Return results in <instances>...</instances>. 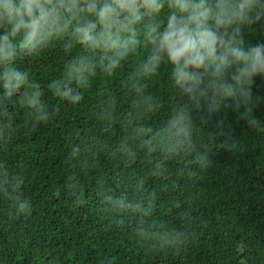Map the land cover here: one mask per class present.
<instances>
[{
    "label": "trees",
    "instance_id": "16d2710c",
    "mask_svg": "<svg viewBox=\"0 0 264 264\" xmlns=\"http://www.w3.org/2000/svg\"><path fill=\"white\" fill-rule=\"evenodd\" d=\"M143 30V24L137 25L141 40ZM242 36L245 46L264 44V27L245 29ZM72 39L54 34L36 56L17 49L23 59L14 63L46 89L66 63L85 54L81 45L72 46ZM95 55L98 59L99 52ZM146 55L147 49L139 56L129 53L114 77L95 79L81 105L61 104L59 115L35 130L16 103L23 87L5 102L14 134L10 143L0 144V162L10 179L23 183L16 191L0 185V264H264V73L238 86L232 79L238 75L236 65L225 68L222 79L236 92L225 98L209 87L216 80L209 68L200 85L206 96L192 100L170 87L168 69L162 68L145 81L144 95L162 104L152 113L129 80ZM196 71L204 73L203 68ZM3 91L0 87V96ZM112 97L115 122L105 132L107 120L100 111L107 112ZM44 100L49 112L58 103L47 90ZM181 108L187 110L188 139L178 153H170L167 141L157 137L165 147L149 154L151 146H140L143 140L167 127ZM134 125L151 126L153 133L141 137ZM125 139L136 149L131 166L108 158ZM75 144L80 154L72 157ZM17 196L27 202V211L17 212ZM121 196L133 205L142 202L146 212L118 211L106 199ZM185 237L193 243L179 252L167 244Z\"/></svg>",
    "mask_w": 264,
    "mask_h": 264
},
{
    "label": "clouds",
    "instance_id": "9594fccd",
    "mask_svg": "<svg viewBox=\"0 0 264 264\" xmlns=\"http://www.w3.org/2000/svg\"><path fill=\"white\" fill-rule=\"evenodd\" d=\"M90 17H95V21ZM146 17L148 22L145 24ZM142 24L143 40L139 39L137 31V25ZM98 25L99 32L96 31ZM257 27H264V0H111L110 3H103L102 0H0V29H3L0 35V80L3 83L0 87L4 90L0 96V144L7 145L12 141V113L7 111L5 102L21 87L23 93L17 97L16 103L26 110L35 130L59 115L61 104L81 105L85 92L98 76L114 77L129 53L139 56L142 49H147V55L129 80L131 88L143 98V107L147 112L154 113L162 108L156 97L144 95L148 87L145 81L156 77L162 68L168 69L170 87L188 94L192 100L206 96L200 88L202 77L209 68H214L212 75L216 80L210 82L209 87L216 89V96L234 97L233 86L222 79L225 68L236 65L238 75L232 79L238 86L247 82L245 78L252 74L264 73V44L257 42L255 46H245L242 36L243 30H256ZM54 34L74 38L72 46L81 45L85 54L66 63L62 73L51 79L45 89L29 70L18 67L14 61L23 59L17 49L21 52L28 49V54L32 56L41 55ZM65 44L64 51L67 53L69 47L67 42ZM201 68L204 73L196 71ZM45 90L58 100L51 112L44 100ZM216 96L212 98L213 102ZM113 103L114 97L108 100L107 112L104 109L100 111L102 120H107L103 129L105 132H111L115 122L111 109ZM186 112L181 108L178 117H172L165 122L167 127L154 133L151 126L134 125L133 131L141 137L153 133L140 146H151L147 148L151 154L157 146L165 147L156 140L163 137L168 151L178 153L188 139ZM79 154L80 145L75 144L69 155L76 157ZM117 157L125 166H131L137 160L136 149L127 139L121 140L108 158ZM0 171L3 172L0 185L8 184L16 191L23 183L15 176L10 179L2 162ZM142 183L137 181V184ZM149 195L154 201L155 192ZM106 199L112 200L118 211L143 210L142 202L133 205L124 196ZM15 202L18 213L27 211V202L21 201L19 196ZM151 206L150 203L149 208ZM121 222L122 219L117 221ZM191 243L187 237L184 241H167L175 252Z\"/></svg>",
    "mask_w": 264,
    "mask_h": 264
}]
</instances>
